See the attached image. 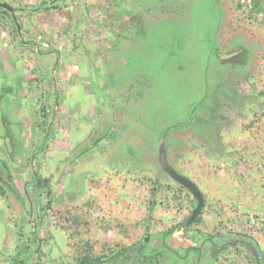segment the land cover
Here are the masks:
<instances>
[{"label":"rangeland","instance_id":"374dc122","mask_svg":"<svg viewBox=\"0 0 264 264\" xmlns=\"http://www.w3.org/2000/svg\"><path fill=\"white\" fill-rule=\"evenodd\" d=\"M3 2L21 27L13 39L0 9V264H30L35 248L36 264H178L167 247L230 235L264 264V13L252 0ZM162 142L205 200L189 231L195 204L159 170ZM32 169L47 181L36 191ZM207 251L180 264H254L243 247Z\"/></svg>","mask_w":264,"mask_h":264},{"label":"water","instance_id":"95a60500","mask_svg":"<svg viewBox=\"0 0 264 264\" xmlns=\"http://www.w3.org/2000/svg\"><path fill=\"white\" fill-rule=\"evenodd\" d=\"M0 8L7 11L11 15L13 14V8L4 2L0 3ZM17 30L19 29L17 28ZM157 147H158V151H157L158 158L163 160V163H160L162 172L167 177H169L174 183L180 185L182 188L188 191L190 195L193 197L194 201L196 202V205L194 206L191 213L187 217L186 222L184 223L185 226H189L195 221V219L199 216L202 210V207L204 205L203 196L200 190L198 189V187L192 181L178 174L171 167V165L167 163L166 158L163 157L164 152L160 151L159 146ZM148 239L149 238H145L144 240L147 241ZM235 246L245 248L248 252L255 255L254 258L258 264H263V262H261V256L258 252V247L256 243L251 241V239L249 240L243 237H234L230 241H227L226 244H224V247H221L220 249L214 251L211 257L212 258L215 257L218 253L223 251L224 248L235 247Z\"/></svg>","mask_w":264,"mask_h":264},{"label":"trees","instance_id":"16d2710c","mask_svg":"<svg viewBox=\"0 0 264 264\" xmlns=\"http://www.w3.org/2000/svg\"><path fill=\"white\" fill-rule=\"evenodd\" d=\"M236 1V0H235ZM252 9H253V11L254 12H263L264 13V0H252ZM9 15V19L11 20V22L12 23H14L15 22V24H14V26H15V34H11V36L12 37H14V39L15 38H17L16 36V33H17V28L20 30V28H19V26L21 27V25H20V23L16 20L17 18L15 17H13V15H11V14H8ZM17 23H19V26L17 25ZM16 40V39H15ZM198 105H201V104H199L198 103ZM198 105H196V104H194L193 106H191L192 108H191V112L188 114V116H191L200 106H198ZM187 122H180V121H178V122H174L173 124H169L168 126H166V127H164V129L163 130H161L162 132V134H163V140L165 141V138H166V136H167V134L171 131V130H173L176 126H179V125H185ZM161 134V135H162ZM46 131L43 133V136L41 137V141L42 142H45V139H46ZM160 140V139H159ZM159 149H160V151L161 152H164L165 153V149H166V145L162 142V144L159 146ZM1 165H3V166H0V172L3 174V176H5V177H7L6 179H8V174L5 172V170L3 169V167H4V165H5V163L4 162H2L1 163ZM3 169V170H2ZM31 174H32V178H33V181H32V183H33V188L35 189L34 191H36V189H38V187H44L45 186V184H47V181H41L40 179H38L36 176H37V171L36 170H34V169H32V171H31ZM182 190H184L185 192H187L184 188H182L181 186H179ZM49 192V191H48ZM28 205L30 206V202L28 201ZM28 213H29V216L30 217H32V215H31V211L29 210L28 211ZM187 219V218H186ZM186 219L184 220V223L186 222ZM201 218H200V216L199 217H197L196 218V220H195V222H194V224H197V223H199L201 220H200ZM31 220V219H30ZM183 223V224H184ZM184 229H185V231H187V229H186V226H184ZM33 233V232H32ZM231 237L232 238H234V237H241L240 235H231ZM243 238H246V239H249L248 237H246V236H242ZM250 240V239H249ZM208 245L210 244V243H208V241L206 242ZM36 249L37 248H35L34 250H33V252L31 253V260H29V261H27L28 263H30V264H36L33 260H32V257L34 256V254H35V252H36ZM123 248H121V249H119V251H121ZM116 250V249H115ZM113 250V252H116V251H118V250ZM195 253H197L196 252V250H195ZM158 254L159 253H157V254H151V255H148V257H146V260H150V262L152 263L153 261H155V259H156V257L158 256ZM109 255H107V254H102V258H100V257H91V256H88V255H86V256H84V257H82V258H79L78 259V261H77V264H96V263H100L102 260H103V258L105 259V258H107ZM113 257V256H112ZM116 257H118V256H115V258ZM188 260V259H187ZM251 260L254 262V264H258L257 262H256V260H255V258H254V256H251ZM24 261L23 260H20V261H17V262H14L15 264H22ZM181 263V261H179L178 260V264H180ZM171 264V263H170ZM192 264H198L197 263V260L195 261V262H193Z\"/></svg>","mask_w":264,"mask_h":264},{"label":"flooded vegetation","instance_id":"af4514ba","mask_svg":"<svg viewBox=\"0 0 264 264\" xmlns=\"http://www.w3.org/2000/svg\"><path fill=\"white\" fill-rule=\"evenodd\" d=\"M1 9V8H0ZM14 11H16L15 9H13V13H14ZM10 14V13H9ZM13 15V17L15 18V16H14V14H12ZM19 31V30H18ZM12 37V36H11ZM14 39V38H13ZM167 161V160H166ZM168 163V162H167ZM169 164V163H168ZM158 166H160V165H158ZM159 170L162 172V170H161V168H159ZM177 172V171H176ZM163 173V172H162ZM178 174H180V175H182L180 172H177ZM164 174V173H163ZM165 175V174H164ZM182 176H184V175H182ZM185 177V176H184ZM187 178V177H186ZM188 179V178H187ZM190 181H192L191 179H189ZM193 182V181H192ZM194 183V182H193ZM195 184V183H194ZM178 185V184H177ZM196 185V184H195ZM180 186V185H179ZM197 186V185H196ZM199 189V188H198ZM187 194H189L190 195V193L187 191ZM202 194V193H201ZM191 201H193L194 202V204L196 205V202L194 201V199H193V197L191 196ZM203 202H204V205H203V207H202V210H201V212H200V214H199V216L201 215V213H202V211H203V209H204V207H205V200H204V198H203ZM192 209H193V207H192ZM192 209H190L191 211H192ZM188 211V213L190 214L191 213V211ZM198 216V217H199ZM196 220V219H195ZM195 222V221H194ZM194 222L191 224V225H189V226H186V229H187V231H189V229H190V227L191 226H193V224H194ZM185 226V225H184ZM170 232V231H169ZM168 233V232H167ZM171 234V233H170ZM231 237V235L229 236V237H227V238H224V237H222V236H220V239H218V244H213V242L211 243V241L213 240V238L212 237H210V236H205V238H203L202 239V241H201V243L199 244V245H197L196 247H188L184 252H183V254H179L177 251H175V250H173L172 248H169V247H167V250L173 255V257H174V259H177V260H179V261H181V262H183V261H186V259L188 258V255H192V254H195V255H197V258L199 257V255H203L207 250V252H210L211 253V255H212V253L214 252V251H216L217 249H220L221 247H224V244H226V242L227 241H230L232 238H230ZM208 241V243H210L209 244V249H205L204 248V244H205V246H206V248H208L207 247V242ZM203 244V245H202ZM201 246H202V248H201ZM204 248V249H203ZM224 249H226L227 250V248H224ZM223 249V250H224ZM195 250H196V252L197 253H195ZM197 260V259H196Z\"/></svg>","mask_w":264,"mask_h":264}]
</instances>
